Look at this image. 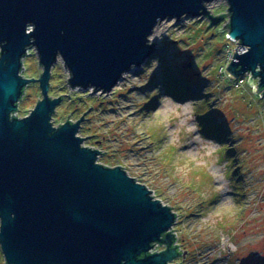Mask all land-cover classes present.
<instances>
[{
    "label": "water",
    "instance_id": "water-1",
    "mask_svg": "<svg viewBox=\"0 0 264 264\" xmlns=\"http://www.w3.org/2000/svg\"><path fill=\"white\" fill-rule=\"evenodd\" d=\"M212 1L0 0V245L6 264H174L180 254L170 232L176 213L123 166L98 163L102 151L83 146L85 137L77 135L83 114L53 126L52 115L70 95L51 96L50 75L60 56L72 89L110 93L154 54L151 35L162 21L204 15L218 26L224 17L205 6ZM226 1L229 37L246 49L228 70L234 77L253 73L264 98V0ZM29 25L35 26L31 33ZM32 46L44 71L25 78L21 66ZM33 82L43 98L28 116L12 117ZM154 243L167 249L149 253Z\"/></svg>",
    "mask_w": 264,
    "mask_h": 264
},
{
    "label": "rangeland",
    "instance_id": "rangeland-1",
    "mask_svg": "<svg viewBox=\"0 0 264 264\" xmlns=\"http://www.w3.org/2000/svg\"><path fill=\"white\" fill-rule=\"evenodd\" d=\"M227 5L226 0L205 5L210 15L224 17L218 26L204 15L162 21L151 36L154 54L126 73L110 93L72 89L60 56L51 69L49 94L71 96L65 95L56 108L53 126L68 119L77 122L83 114L77 135L85 137L83 146L102 151L98 163L123 166L176 213L170 232L180 254L174 264H264V98L253 73L234 77L228 70L241 46L227 40ZM38 55L35 46L28 49L23 77L43 73ZM39 85L25 88L15 117L29 115L43 98ZM174 108L180 114L163 128L151 134L141 131L157 110L168 115ZM204 116L206 129L217 131L221 140L201 129ZM193 124L202 139L194 141L196 133L187 132ZM172 139L180 146L171 152V160L200 155L208 140L219 146V159L207 171L193 167L181 172L164 165L160 153H167ZM218 185L224 186L221 191H215ZM226 198L235 211L212 215ZM166 249L154 243L149 253ZM0 264H5L1 245Z\"/></svg>",
    "mask_w": 264,
    "mask_h": 264
},
{
    "label": "clouds",
    "instance_id": "clouds-1",
    "mask_svg": "<svg viewBox=\"0 0 264 264\" xmlns=\"http://www.w3.org/2000/svg\"><path fill=\"white\" fill-rule=\"evenodd\" d=\"M34 28V25H29L26 29L27 33L33 32ZM252 92H256V87L254 83L252 84ZM179 114L180 110L178 108H174L171 112L168 113V115H164L162 111L157 110L154 113L153 119L149 122L150 126L141 129V131L151 134L153 131H156L157 128H163L166 121L175 119ZM188 118L194 119V117L192 116H189ZM187 132L196 133V136L193 138L194 141L202 139L199 130L195 124L187 127ZM179 146L180 145L175 139L170 140L168 144L167 153H160L161 163L164 165L171 164L172 168L180 169L181 172L193 167H198L204 171H207L219 159L217 155L219 151V146L216 144L215 141L208 140L205 142L200 155L189 157L186 154H181L180 157H177L175 160H171V152ZM208 174L212 175V173L210 172ZM223 187V185H218L215 188V191H221ZM233 211H235L234 204L231 202L230 198H226L224 201L220 202L217 209L214 211V213H212V215L220 217L226 213H231Z\"/></svg>",
    "mask_w": 264,
    "mask_h": 264
},
{
    "label": "trees",
    "instance_id": "trees-1",
    "mask_svg": "<svg viewBox=\"0 0 264 264\" xmlns=\"http://www.w3.org/2000/svg\"><path fill=\"white\" fill-rule=\"evenodd\" d=\"M25 91V90H24ZM201 116V115H200ZM12 117H15L14 116V114H13V116ZM202 117V116H201ZM206 117L204 116L203 118H202V122H201V125H200V127H201V129L203 130V131H205L206 132V134H210L211 136H217V138H219L218 137V135H217V131H214V132H212L210 129H206V121H207V119H205ZM60 125H62V124H60ZM59 125V126H60ZM209 128V127H208ZM218 140H221L220 138L218 139ZM165 236V235H164ZM5 264H6V262H5Z\"/></svg>",
    "mask_w": 264,
    "mask_h": 264
},
{
    "label": "bare ground",
    "instance_id": "bare-ground-1",
    "mask_svg": "<svg viewBox=\"0 0 264 264\" xmlns=\"http://www.w3.org/2000/svg\"><path fill=\"white\" fill-rule=\"evenodd\" d=\"M156 29V28H155ZM155 36V32L154 33H152V35L151 36ZM230 35L228 34V38H227V40H229L230 41V39H231V37H229ZM231 40H233V39H231ZM239 46H241V49H239V51L238 52H244L245 51V47L244 46H242V43L239 41ZM247 48V47H246ZM238 52H236V53H238ZM134 67H136V66H134ZM28 116V115H27Z\"/></svg>",
    "mask_w": 264,
    "mask_h": 264
},
{
    "label": "flooded vegetation",
    "instance_id": "flooded-vegetation-1",
    "mask_svg": "<svg viewBox=\"0 0 264 264\" xmlns=\"http://www.w3.org/2000/svg\"><path fill=\"white\" fill-rule=\"evenodd\" d=\"M263 92V90L261 91V93ZM179 264L181 263V262H178Z\"/></svg>",
    "mask_w": 264,
    "mask_h": 264
}]
</instances>
